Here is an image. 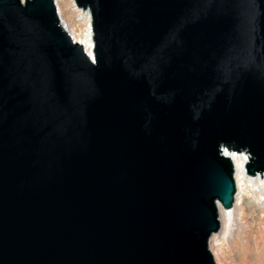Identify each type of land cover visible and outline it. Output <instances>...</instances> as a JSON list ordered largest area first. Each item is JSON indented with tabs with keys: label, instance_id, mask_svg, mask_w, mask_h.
I'll use <instances>...</instances> for the list:
<instances>
[{
	"label": "water",
	"instance_id": "obj_1",
	"mask_svg": "<svg viewBox=\"0 0 264 264\" xmlns=\"http://www.w3.org/2000/svg\"><path fill=\"white\" fill-rule=\"evenodd\" d=\"M0 0V264H215L234 169L264 174V0Z\"/></svg>",
	"mask_w": 264,
	"mask_h": 264
},
{
	"label": "rangeland",
	"instance_id": "obj_2",
	"mask_svg": "<svg viewBox=\"0 0 264 264\" xmlns=\"http://www.w3.org/2000/svg\"><path fill=\"white\" fill-rule=\"evenodd\" d=\"M253 186L242 187L240 182L237 187V217L217 243V251L213 252L216 264H264V197Z\"/></svg>",
	"mask_w": 264,
	"mask_h": 264
},
{
	"label": "bare ground",
	"instance_id": "obj_3",
	"mask_svg": "<svg viewBox=\"0 0 264 264\" xmlns=\"http://www.w3.org/2000/svg\"><path fill=\"white\" fill-rule=\"evenodd\" d=\"M52 2L57 9V19L60 27L69 35L74 43L82 47L88 58L92 60L93 40L89 12L77 8L73 0H52ZM225 156L233 165L236 190L237 187H239L240 182H242V187L254 185L253 187L260 190L261 198H263L264 174H256L254 176L247 175L245 171V165L248 163V156L244 153H225ZM239 197L240 196L236 191L233 204L229 209H223L220 205H217V220L219 223V230L218 232L212 234L208 241V251L212 258L214 255L213 252L217 251V243L224 239L229 228H231L235 218L237 217L236 204H234V202L236 203ZM260 205L261 203H259V206Z\"/></svg>",
	"mask_w": 264,
	"mask_h": 264
},
{
	"label": "built area",
	"instance_id": "obj_4",
	"mask_svg": "<svg viewBox=\"0 0 264 264\" xmlns=\"http://www.w3.org/2000/svg\"><path fill=\"white\" fill-rule=\"evenodd\" d=\"M55 7V6H54ZM55 13H56V16H57V9H56V7H55ZM58 18V17H57ZM236 187V186H235Z\"/></svg>",
	"mask_w": 264,
	"mask_h": 264
}]
</instances>
